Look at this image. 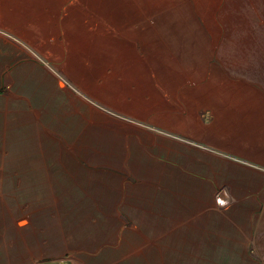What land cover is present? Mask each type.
<instances>
[{
	"label": "rangeland",
	"instance_id": "1",
	"mask_svg": "<svg viewBox=\"0 0 264 264\" xmlns=\"http://www.w3.org/2000/svg\"><path fill=\"white\" fill-rule=\"evenodd\" d=\"M14 2L17 15L41 16L33 27L50 42L55 15L64 56L47 65L23 36L0 33L21 50L0 38V264H264V162L221 145V132L232 129L219 121L205 141L207 114L190 102L192 89H219L225 71L211 41L219 0ZM138 59L151 63L141 67L146 73L112 62ZM26 60L75 95L74 83L51 67L96 81L99 91L154 119L129 125L141 139L128 135L123 168L112 156L93 163L75 151L85 105L72 109L65 89L37 86ZM173 74L181 79H166ZM44 95L63 116L44 120L51 138L40 141L31 113L49 104Z\"/></svg>",
	"mask_w": 264,
	"mask_h": 264
},
{
	"label": "crops",
	"instance_id": "2",
	"mask_svg": "<svg viewBox=\"0 0 264 264\" xmlns=\"http://www.w3.org/2000/svg\"><path fill=\"white\" fill-rule=\"evenodd\" d=\"M7 1L10 2L0 4V33L5 35L20 34L23 39L29 42L27 47L38 49L43 53L45 64H59L58 60H63L64 51L63 46L60 45L61 41L58 39L59 31L55 15H51L52 28L49 35L53 41L50 42L46 37L39 35L37 29L33 27L34 24L38 25L41 16L17 15L11 9L16 8L15 6L20 7L21 4L15 3L14 0ZM211 15L213 16V14ZM214 16L219 17L220 23L211 26V33L216 34L211 37V41L215 43L218 41L219 64L225 66V71L221 70L219 89H192L190 102L193 104H196L197 101L202 103L207 114L204 125L211 136L210 139L204 137L205 141L212 142L214 133L212 123L219 121L232 129L227 133L221 132V145L226 146L227 150L235 152L239 156L264 162V0H219L218 13H215ZM9 37L16 40L14 36L9 35ZM0 38L16 50L20 49L8 39ZM22 44L25 46L24 43ZM26 58L29 57L26 56ZM112 62L125 66L137 65L139 68L135 72L139 74L146 73L144 71L146 68H141L143 65L151 64L142 59L113 60ZM23 65L27 70L34 72L32 79L36 81L37 86L41 85L50 91L65 89V96L68 100L66 104L72 109L76 110L77 105H85V125L72 142L75 151L93 163H100L106 160L107 156H112L116 159L113 163L123 168L125 166L123 159L127 157L124 149L129 146L128 135L134 133L138 141L141 139V131L129 125H132L131 123H152L154 119H148L144 113L137 114L130 111L127 104L119 103L121 96H107L96 87V81L91 80L92 84L85 83L83 79L76 77L74 72L66 70V67L62 68V73L58 71L57 67L49 68L59 78L63 77L67 82L72 81L74 85L71 83L69 86L75 90L77 95L63 87L60 80L47 70L42 69V74L37 70L38 74H36L34 69L39 68L37 63L26 60ZM119 69H115L114 72L117 73L116 70ZM164 77L162 75L161 79ZM166 79L180 80L181 76L173 74L167 76ZM128 87H131V84ZM137 87L142 88L143 84H138ZM44 96L46 103L49 104L43 107L35 106L31 113L36 135L40 141L44 138H51L44 120L50 124V120L63 116L60 113L51 112L50 100L46 95ZM92 107H101L100 109L119 119L121 115L126 117L121 118L122 121L111 119L109 115L106 114L110 118ZM217 110H219L218 115ZM44 114L50 115L48 117L51 119L43 116ZM54 126L58 127L59 125L54 124ZM254 148L257 149L256 152H253ZM59 158L61 159V157ZM94 190H96L94 194L98 198L107 197L106 189ZM97 197L95 201L98 200ZM108 205L110 208L115 207V199ZM111 217L116 218V215L113 213Z\"/></svg>",
	"mask_w": 264,
	"mask_h": 264
},
{
	"label": "water",
	"instance_id": "3",
	"mask_svg": "<svg viewBox=\"0 0 264 264\" xmlns=\"http://www.w3.org/2000/svg\"><path fill=\"white\" fill-rule=\"evenodd\" d=\"M45 264H54L53 262L45 263Z\"/></svg>",
	"mask_w": 264,
	"mask_h": 264
},
{
	"label": "bare ground",
	"instance_id": "4",
	"mask_svg": "<svg viewBox=\"0 0 264 264\" xmlns=\"http://www.w3.org/2000/svg\"><path fill=\"white\" fill-rule=\"evenodd\" d=\"M225 196V195H224Z\"/></svg>",
	"mask_w": 264,
	"mask_h": 264
}]
</instances>
